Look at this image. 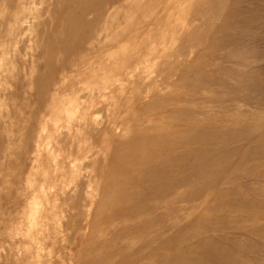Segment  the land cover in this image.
<instances>
[{"label":"rangeland","instance_id":"obj_1","mask_svg":"<svg viewBox=\"0 0 264 264\" xmlns=\"http://www.w3.org/2000/svg\"><path fill=\"white\" fill-rule=\"evenodd\" d=\"M74 1L0 0V264H152L162 254L177 256L171 264H264V150L227 165L231 179L195 200L163 199L152 215L183 209L169 224L144 227L138 221L149 212L117 217L129 206L118 198L142 185L121 175L141 168L111 163L142 138L261 122L191 101L201 89L182 76L193 64L235 70V62L263 58L264 0H119L104 8L90 43L77 27L92 14L76 21ZM189 110L206 119L184 122ZM171 141L175 155L203 149ZM257 142L238 140L237 157ZM184 173L179 166L173 178ZM178 188L183 195L190 185Z\"/></svg>","mask_w":264,"mask_h":264},{"label":"bare ground","instance_id":"obj_2","mask_svg":"<svg viewBox=\"0 0 264 264\" xmlns=\"http://www.w3.org/2000/svg\"><path fill=\"white\" fill-rule=\"evenodd\" d=\"M118 1L119 0L74 1V5L77 10L76 14H74V19L76 21L82 20L83 23V21L85 19H88V16L92 14V20L89 21L90 23L77 27L78 33H80L84 38H86L87 42L89 41L88 43H90L92 38V27H96L102 23V13L105 11L104 8L107 9L109 6H112ZM194 1L190 4L194 5ZM210 1L211 0H209V2ZM235 1L238 3L240 2V0ZM223 3L224 2L222 0L219 2V5H223ZM241 10L242 8L239 6L238 11L240 12L238 13L241 14ZM240 14L239 23L241 24L243 20L242 15ZM192 15L193 21L197 22L198 18L202 15V11L195 10L193 11ZM111 19L109 18L108 21ZM195 35L196 34H192V37H195ZM239 40H242L241 35L239 36ZM242 45L243 43L239 42V48L244 49ZM81 48L82 47H79L75 50L78 51ZM263 58L262 56H259L258 59L255 60V62H250V59L235 62V70L228 68L226 64L221 62L219 64L216 63L215 68L210 70H207V66L210 64L203 67L199 66L200 68L193 64V66L190 67L189 73H187V71H184L182 81H187L190 87H197L201 89V93L199 95H190L191 101H193L194 98L198 96L197 100L200 102H211L217 104V106L220 108L221 115L224 113L229 114L230 112H234L236 114H240L246 117L248 120H260L261 122L255 126H246L243 128L222 129L218 126H199L194 127L190 130L170 131L165 134H157L151 140L149 138H142L139 142L138 147L128 146L124 149V151L119 154V156L113 158V161H111V163H114L116 165L115 167L120 165L121 168H130L131 164L134 166H136V164L139 165L142 170V174H140V176H131V173L126 171V173L121 175V177L128 179V182L132 180L133 184L142 183V185L141 188H138L139 194H135L133 198H128L125 196H120L118 198V200L120 199L121 202H125L126 204L128 203L129 206L126 213L119 212L117 213V217L127 221L131 219V215H134L135 217L138 213L147 214V212H149V214L151 215L147 216L144 219H140L138 221L139 224L137 227L151 225L154 226L163 222H167L169 224V219L171 218L172 212L183 209V206H171L169 208H164L161 209L162 211L159 214L152 215V212L158 210L162 206L161 202L163 199H167L168 202L170 200L169 198H171V201L172 199H174V201L179 200L187 202L195 200L200 197L206 190L215 188L220 183H223L224 181L228 182V180L231 179L232 176L231 171L229 170L230 168L228 167L229 165L230 167L231 165H234L236 167L237 165L241 164L242 161L245 164L244 158L246 156L263 152L264 139H261V137L264 136V64L262 63ZM222 71H225L226 77H217V72ZM190 76H192V78ZM208 88H212V90L210 91L209 95H206L203 90H205L206 92ZM199 115L203 117H196ZM186 116H188V118L184 122H187L188 124H190L194 120H197L196 122L199 124L202 120L206 119L205 113L201 110H189L188 113H186ZM210 118H212L213 120H217L215 119L214 115ZM212 123L215 124L217 122ZM208 124L210 123L208 122ZM171 140L177 141L178 144H185V146L189 144L195 145L196 147V145L203 144V149L195 148L190 153L185 152L184 154L175 155L176 153L169 145V142ZM238 140L244 141L248 146L250 142L258 140V142L254 143L255 145L251 146V148H243L244 154H240V156L243 157V160L237 157V151L239 149V146L237 144ZM136 152H140L139 157H137ZM242 155H245V157ZM225 158H228L229 162L225 163ZM149 166L153 168V171L147 170ZM179 166L183 167L184 169V178L176 180L173 178V176L176 172L177 167ZM196 181H200L201 183L199 185H193ZM245 181H248V179ZM249 181L254 180H252L251 178L249 179ZM155 182H158V184L154 186L153 183ZM238 183L239 182H237V184ZM182 184L190 185V189L187 190L186 194L180 195L178 186ZM113 189L117 190L118 188ZM222 192L225 191L223 190ZM229 194H231V191ZM114 214V212L111 213L112 216H114ZM115 232H117V230H115ZM166 245L167 244H165V246ZM165 249L169 250L167 247H165ZM172 256L163 257L162 254V257H159L158 255H156V258L154 260H151V263L157 264L158 262H161L163 264H171L173 260H177V256L176 258ZM187 262H189V260ZM185 263L186 262L184 261L183 264ZM202 263H204V260Z\"/></svg>","mask_w":264,"mask_h":264}]
</instances>
